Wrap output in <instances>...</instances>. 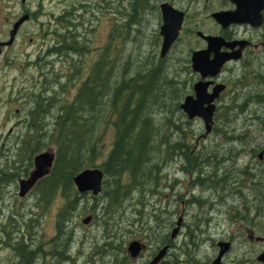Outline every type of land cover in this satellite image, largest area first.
I'll list each match as a JSON object with an SVG mask.
<instances>
[{"label": "flooded vegetation", "instance_id": "obj_1", "mask_svg": "<svg viewBox=\"0 0 264 264\" xmlns=\"http://www.w3.org/2000/svg\"><path fill=\"white\" fill-rule=\"evenodd\" d=\"M163 1L184 12L179 35L168 52L179 44L183 37L190 41L187 44V52H189L187 64L192 72H183V78H181L182 72H179L180 77L177 81L187 86L178 99L179 108L187 95L194 94V83L201 80L200 73L193 71L190 60L194 50L206 47V40L199 32L203 35L221 36L228 42L243 41L235 43L232 48L222 45L220 51L229 52L239 49L240 57L226 61L217 75L204 79L211 81L208 86L209 92L215 84L224 85L214 100L215 111L211 132H200L195 143L187 138L192 144L189 156H185L183 148L186 139L179 140L177 148L170 146V139L166 140L164 161L167 163L163 166L166 168L164 179L168 183L172 172V180L178 181L177 184H183L175 176V172L180 171L185 174L184 181L193 186L186 191L183 190L185 196L180 199V202L186 207H182L179 213H176L177 219L173 228L178 226V230L175 235L183 231L188 234L190 223L187 218L195 215L197 220L195 233H202L200 235L207 233L208 236L215 237L210 243L211 248L213 246L212 259L218 253V241L223 239L229 241L231 249L235 243L234 237L239 236H242V241L246 237L249 242H259L261 245L259 254L264 250V7L261 10L262 21L259 26L240 22L223 27L212 17V13L234 10L236 4L231 0H161L158 1L160 18L159 5ZM70 2L72 3L64 6L59 13L57 10H50V17L46 21L39 20V16L34 11L23 5L20 17L25 14L29 17L17 27L12 42L4 44L9 40L10 30L20 17L10 22L4 35L0 37V72H5L2 75L3 84L4 87H8L6 108L0 124L11 125L5 133H0V140L10 141L7 148L0 151L2 157L0 163V254L2 255L0 264H71L68 260L57 262L47 249H42L34 261L30 263L26 261L27 248L37 250L41 245L30 242L32 241L30 235L27 237L25 216L26 214L29 215L28 217L32 214L36 215L33 209L34 206L37 207L36 187L39 180L48 172L39 178L25 195H19L20 179L29 177L34 168V156L44 150L32 152L31 160L25 162L20 155V152L24 153V150L18 153L15 145V141L26 137L40 140L49 132L52 135L53 123L57 115L59 88L63 87L66 90V92L61 90V97L68 99L67 95H72L75 85L80 81H77L80 71L74 69V60L76 59L77 63L84 61L89 54V33L97 28L101 18L97 14L89 17L87 7L83 9L79 4L74 3L78 0H70ZM65 16L69 20H63ZM193 17L194 20H192ZM121 18L118 7L114 13L113 25H119L116 22H119ZM34 19L37 20L34 22L37 28L34 32H30L26 30L25 25ZM205 21L210 25L205 27ZM26 36L30 42L37 44L34 53L26 54L24 51ZM27 55L29 69L26 68ZM10 73L13 74L8 77ZM254 74H257L258 100H233L234 94H238L239 98L242 96V92H239L237 87H246L255 83ZM223 107L227 108V114L230 116H217L218 110ZM234 107H237L239 116L242 117L241 132L216 133L214 130L219 123H226L229 130L234 129L232 125ZM196 118L201 121L203 129V121L199 117L188 119L187 122ZM48 126L51 127L48 129ZM206 146L211 149L208 150ZM202 148L210 152V162L204 166L201 165L202 160L199 158ZM189 158L195 161V165L189 163ZM204 180L208 182V185L201 184ZM168 184H166L167 187ZM202 204H208L207 211L196 213L195 210ZM192 209L195 212L189 211ZM170 217L167 210L160 215L151 214L149 226L156 234L151 242H155L156 246H153L151 242L145 243L140 240L144 248L134 258L129 256L125 248L126 260L130 261V264H149L158 251L166 245H168L167 252L156 264H168L171 250ZM234 228H237L236 232H230ZM214 231L218 234L213 236ZM230 249L224 253L222 261ZM145 253L147 257L142 261L140 258L145 256ZM139 260L141 262H138ZM247 263V258L242 256L239 264ZM257 264L263 263L257 261Z\"/></svg>", "mask_w": 264, "mask_h": 264}, {"label": "trees", "instance_id": "obj_2", "mask_svg": "<svg viewBox=\"0 0 264 264\" xmlns=\"http://www.w3.org/2000/svg\"><path fill=\"white\" fill-rule=\"evenodd\" d=\"M80 1L76 3L83 9L89 6ZM158 1L161 0H131L129 6L123 5L120 9L122 18L116 22L119 25L112 24L100 57L93 63L73 99L58 95L52 135L49 132L40 140L26 137L15 141L16 150L18 153L24 150L27 161L31 160L32 152L43 149L46 141L55 145L54 163L47 175L39 180L35 204L43 211L55 197L63 198L55 216V233L50 240L49 253L57 262L68 260L76 264L88 247L90 252L85 255L86 264H126L124 243L127 239L119 240L117 229L119 223L125 220L124 201L132 198L133 194L137 195L133 209L141 214L146 203L139 198L140 195L152 190L155 185L157 187L158 181L163 178L159 172L167 163L161 153L167 140L168 123L172 130L180 131L177 142L171 141L170 146L177 148L179 140L186 139L183 147L185 156L190 154L192 144L184 129L186 121L178 124L172 120L174 112L182 114L178 100L174 101L176 92L185 88L174 78L179 75L180 66L170 71L172 63L168 54L171 51L163 58L159 56L161 38L158 27L146 31L151 19L160 24ZM62 19L69 20L67 16ZM142 38L148 40V49L142 54L129 52L123 55L116 52L118 43L121 53L126 52L130 44L132 50L139 51ZM188 61L187 54L181 61L184 72L191 71ZM254 79L255 83L248 85L241 98L234 94L232 99L258 100L257 74H254ZM61 90L66 92L63 87ZM235 109L238 111L237 107ZM108 112L114 116L115 135L108 154L97 163L100 153L98 128ZM217 116L228 117L230 114L223 107L218 110ZM233 126L234 129L229 130L226 123H219L214 131H240L237 121L233 122ZM199 154L201 165L209 164L210 152L202 148ZM188 161L195 165L191 158ZM87 167H100L104 172L102 191L96 196L78 193L73 183V177ZM201 184L206 186L208 182L204 180ZM87 194L92 199L91 203ZM89 210L94 212L96 231L79 235L77 227L81 224L75 219ZM30 222L28 218L25 224L31 227ZM146 223L140 224L141 232H145V237L152 238L155 233ZM195 247L198 245L183 246L180 252H173L170 264H206L208 258L199 257ZM40 248H27L28 263L39 256Z\"/></svg>", "mask_w": 264, "mask_h": 264}, {"label": "rangeland", "instance_id": "obj_3", "mask_svg": "<svg viewBox=\"0 0 264 264\" xmlns=\"http://www.w3.org/2000/svg\"><path fill=\"white\" fill-rule=\"evenodd\" d=\"M131 0H81L80 2H84L87 3L89 6L87 7V12L89 17H93V14H97L100 16V21L97 25V28L89 33L90 35V42H89V54L85 57L84 61H79L77 63V60H74V69L79 70L80 72L78 73L79 77L77 79L82 81L85 80L87 75L90 72V69L93 65V63L96 61V59L98 58V56L100 55V53L102 52L103 47L105 46L107 39H108V34L110 31V28L112 27V24L114 23L113 21V17H114V13L116 8H122L123 5H128L130 4ZM185 2V1H184ZM183 2V3H184ZM72 2H70V0H0V37H2L4 35V32L7 30L8 25L10 22L16 20L17 18H19L21 16V10H22V6L25 5L26 8L30 9L31 11H34L36 13L37 16H39V20H43L46 21L49 17H50V10H57V12L59 13L64 6H66L67 4H71ZM76 3V2H74ZM182 3V5H183ZM104 6V7H103ZM108 6H110L111 8H108ZM81 11V9L79 10ZM194 20V17L193 19ZM37 20L34 19V21L32 22H28L25 25L26 30L30 31V32H34L35 29L37 28V24L34 23ZM189 22L187 23L189 25L190 23V19L188 20ZM160 24H161V18H160ZM160 24L157 23L156 20L151 19L150 20V25L147 27L146 31L148 32L149 30L152 31L153 29L158 27L159 30V26ZM210 23L208 24L205 21V27L209 26ZM8 35V34H7ZM31 35V34H30ZM28 35V36H30ZM28 36H26V39H24V51H26V54L29 53H34L36 51V43L35 42H30L28 40ZM33 36V35H32ZM141 44H142V48L139 51H134L132 50V45L130 44L128 46V50L124 53H121L120 50V44H117L116 47V52L126 55L129 52H133L135 54H142L144 50L148 49V40L146 38H142L141 39ZM190 43V41H188L185 37H183L181 39V41L179 42V44H177L175 47H173V49L171 50V53L168 54V60L169 62H171L172 66L170 71L174 70V68H177L178 65L180 66V72H182L181 74V78H183V69L181 68L182 66V58L184 56H186L188 54L189 56V52H187V44ZM18 44V42H17ZM177 58V59H176ZM28 55L26 56V61H27V66L26 68L29 69L30 68V64L28 61ZM185 69V68H184ZM185 72H187L185 70ZM188 72H192V71H188ZM3 73L5 72H0V122L2 121L1 117L3 116V113L5 111L6 108V98L8 95V87H4L3 84ZM13 73H10L8 75V77H11ZM75 75V73L73 74ZM77 75V76H78ZM180 77V75L178 76L176 74V76L174 77L176 80H178V78ZM180 78V79H181ZM77 81L75 83H77ZM80 81L75 85L73 91H72V95L68 94L67 97L70 100L73 96H75L74 94H76L78 87L80 86ZM83 82V81H82ZM81 82V83H82ZM187 87H185L184 89H186ZM239 92H243L245 89H248L249 87L246 86H241V87H237ZM184 89H180L176 92V94L174 95V101L176 102L179 98L180 95H182ZM236 92V89H234ZM245 92V91H244ZM58 95L62 96L61 93V89L59 88L58 90ZM233 95V93H232ZM168 97V96H167ZM226 100H229L226 98ZM180 109V108H179ZM181 110V109H180ZM234 114L236 115V117L233 116V120L237 121V123L240 126L241 123V118L239 116V111H236L235 107H234ZM180 112H174V114L172 115V120H174V122L176 123H182V121H186V124L184 125V129L187 132V138L190 139V142L195 143L198 134L201 132H205L204 131V126L202 129V124L201 121L199 119H193L192 121L189 120V122L187 123V117L184 115L183 111L181 110ZM113 114L111 112H108L106 115L104 114L101 123L99 124V128H98V137H99V148H100V153L98 158L96 159V162H100L101 160H103L106 155L108 154L113 139H114V135H115V128L112 124L113 122ZM191 121V122H190ZM233 121V122H234ZM233 125V123H232ZM10 124H0V133H5L7 131L8 128H10ZM51 126H48V129ZM171 125L168 123L167 127H166V139H170V142L175 140L177 142L179 135H180V131L177 129H171ZM10 144V141H4V140H0V151L1 150H5V148H7V146ZM13 143V142H12ZM166 144V142H165ZM204 145V144H203ZM11 147L13 149V144H11ZM54 147L55 145L52 143H50V141H46L45 146L43 147V149L41 150H50L52 151L54 154ZM166 147H164L165 150ZM206 148L208 150L211 149V147H207ZM4 155V154H3ZM2 155V156H3ZM20 155L22 156V158L25 159V162H27V159L24 156V153L20 152ZM19 155V156H20ZM162 157L164 156V152L162 151L161 153ZM20 156V157H21ZM0 163L2 160L1 154H0ZM168 170V168H167ZM166 168H162V170H160L159 172V176H163V178L161 177L160 180L158 181V185L156 187L153 186L152 188L155 189L153 192L152 190H148V192H146L145 194H141L140 195V199L143 200L144 203H146L145 207L142 210L141 214H137L134 209V200L136 199L137 195H132L130 199H127L124 201V219L121 221V223H119V227L118 232L120 235L119 240L121 239H127L126 242L124 243V248H126V245L129 241L133 240V239H138V240H143L145 243H150L151 240L156 236V234L154 235V237L152 238H148L145 237V232H141V227L140 224H145V222H147V225L149 224V220H151V214H163L165 213V211L167 210L171 217H170V228L169 231L171 233V230L173 228V226L175 225L176 219H177V214L179 213V211L182 209V207H186L185 205H183L180 202V199L183 198V196H185V192L183 193V190H187L188 188L193 187L192 185H188L186 181H184V173H181L180 171L175 172V176L177 177L176 179H178L180 182V184L178 181H173L172 177H173V173H170V177L168 180V183L166 182V180L164 179V174H165ZM165 181V182H164ZM166 184H168V187L166 186ZM180 185V186H179ZM190 190V189H189ZM157 191V193H155ZM182 194V195H181ZM88 195V200L89 203L92 202V199L90 198V195ZM165 195V196H164ZM180 196V198H179ZM170 198V199H169ZM167 199H168V203H167ZM63 203V198L61 197H55L52 202L47 206V208H45L43 211L41 209V207L37 206V207H33V209H35L36 211V215H31V217H28L29 215L26 214L25 216V220H27L28 218L31 220L30 225L31 227H29V225L25 224V230H26V235L28 237V235H30V239L32 241L33 244L35 245H41L42 249H47L49 250L50 247V240L52 238V236L55 233V216H56V212L58 210V208L61 206V204ZM199 206V205H198ZM197 206V207H198ZM208 204H202L201 206H199L197 208L196 213H203L207 211V207ZM140 209V206H137ZM201 207V208H200ZM29 208H27L28 210ZM161 209V211H160ZM163 211V212H162ZM190 212H195L192 210H189ZM177 213V214H176ZM87 215H91L92 216V220L88 223V224H82L81 220L82 218H84ZM201 216V214H199ZM189 216V215H188ZM35 217V218H34ZM94 212L92 210H89L88 212H86L83 215L77 216L75 219L76 223H80L81 226L77 227V230L79 231V235H81L83 232L85 233H94L96 231V226L94 223ZM135 219H138V221H135ZM187 221L190 223L189 226V233L187 234L186 231L184 232H180L177 235H175L174 237H171V235H169L170 238V244H171V250L169 253V262L168 264H170V261H172V253L173 252H180L181 247L183 246H193L194 244H197L198 247L196 248V253L199 257H205L208 258L206 264H209L208 262H210L212 260V257L214 256L213 254V246L211 248L210 243L215 239V237H210L206 234L204 235H200L198 233H195V226H196V216L194 215L193 217H188ZM129 225V226H128ZM131 231H130V229ZM238 228V227H237ZM234 228L232 229L230 232H236V229ZM154 232V231H153ZM155 233V232H154ZM192 233V234H191ZM218 234V233H217ZM214 231L213 236L217 235ZM235 239V243L233 245V248L231 247L230 252L227 253V255L223 258L222 264H239L240 263V259L242 258V256H245L248 260L247 264H257V260H256V255L258 254L259 250H261V245L259 242H249L247 240V238L245 237L242 241V236L239 237H234ZM224 240V239H223ZM29 241V240H28ZM152 243V242H151ZM194 243V244H193ZM205 244V245H204ZM153 246H156V244L153 242L152 243ZM259 246V247H258ZM89 248L86 247L84 254L81 255V257H79L76 260V264H86L87 262L85 261V255L89 254ZM149 254V252H148ZM2 257V255L0 254V258ZM147 257V253H145V256H141L140 259H145ZM203 259V258H202ZM56 260V259H55ZM210 260V261H209ZM138 262H141L140 260ZM127 264H130V261L128 262V260H126Z\"/></svg>", "mask_w": 264, "mask_h": 264}, {"label": "water", "instance_id": "obj_4", "mask_svg": "<svg viewBox=\"0 0 264 264\" xmlns=\"http://www.w3.org/2000/svg\"><path fill=\"white\" fill-rule=\"evenodd\" d=\"M236 4L234 10L217 11L212 13V17L223 27L230 23L247 22L252 26H259L262 21L261 10L264 7V0H231ZM161 13V24L159 26V34L161 36L160 56L164 57L170 49L173 42L179 35L182 22L184 19V12L173 7L168 2H161L159 5ZM28 14L20 17L10 30V38L4 44H10L13 40L17 27L28 19ZM199 34L206 40V47L194 50L191 54V67L194 72H199L201 80L193 85V95H187L180 103L181 110L186 114L188 119L199 117L203 121L204 130L206 133L211 132L213 115L215 111L214 100L218 97L220 91L224 88L223 84H215L211 90L208 91V86L211 81L204 80L206 77H214L219 73L223 64L230 59H238L240 57V50L234 51H220L222 45L232 48L237 42L243 41H225L221 36L203 35ZM243 43H241L242 45ZM212 53V55H211ZM55 154L50 150H45L37 153L34 156L32 169L29 177L20 179L19 195L23 196L33 186V184L45 175L49 168L53 165ZM104 179V172L100 167H87L79 171L73 177V183L76 190L80 194L90 193L92 196L98 195L102 191ZM92 219L91 215L82 218L83 224H88ZM178 230V226L171 231L173 237ZM252 238V234H249ZM218 253L210 261L209 264H221L222 257L225 252L230 249L229 241H218ZM143 243L138 239L129 241L126 245V251L131 258L137 257L142 249ZM168 245L161 248L158 253L151 259L149 264H156L167 252ZM257 261L264 264V250L256 256Z\"/></svg>", "mask_w": 264, "mask_h": 264}]
</instances>
